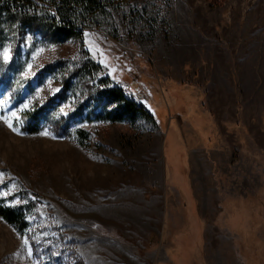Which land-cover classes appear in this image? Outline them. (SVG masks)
<instances>
[{
    "label": "rangeland",
    "instance_id": "rangeland-1",
    "mask_svg": "<svg viewBox=\"0 0 264 264\" xmlns=\"http://www.w3.org/2000/svg\"><path fill=\"white\" fill-rule=\"evenodd\" d=\"M21 32L0 17V208L29 224L0 215V264H43L32 240L56 264H264V0H111L83 47ZM82 50L154 121L64 92Z\"/></svg>",
    "mask_w": 264,
    "mask_h": 264
},
{
    "label": "trees",
    "instance_id": "trees-1",
    "mask_svg": "<svg viewBox=\"0 0 264 264\" xmlns=\"http://www.w3.org/2000/svg\"><path fill=\"white\" fill-rule=\"evenodd\" d=\"M109 5L111 0H0V17L7 19L9 24L19 23L21 33L29 30L55 43L72 39L80 41L83 47L85 29L91 27L96 16L105 13ZM20 42L21 38H18L14 50L18 49ZM82 51L85 58L74 63L71 74L64 80V92L71 88L73 77L89 83L96 80L97 83L91 85L88 92L90 95L99 96V101L104 104L105 109L112 107L110 111H106L107 118L120 121L125 118L134 119L142 114L154 121L153 114L144 108L142 102L137 103L134 97L126 95L110 78L97 79L101 66L89 57L87 51ZM44 110L45 107L23 112L22 120L28 131L36 133L40 130V123L45 118ZM65 121H55L50 127L58 134H65ZM89 137V132L83 128L76 131V141L80 145L86 146ZM0 215L21 234L27 233L29 224L22 211L11 207L0 208ZM31 247L34 255L40 257L43 264H56L55 260H52L53 250L50 245L40 250L36 241L32 240Z\"/></svg>",
    "mask_w": 264,
    "mask_h": 264
},
{
    "label": "snow or ice",
    "instance_id": "snow-or-ice-1",
    "mask_svg": "<svg viewBox=\"0 0 264 264\" xmlns=\"http://www.w3.org/2000/svg\"><path fill=\"white\" fill-rule=\"evenodd\" d=\"M85 35L87 36V33H85ZM0 55L3 56V59L5 61H7L9 59V50L8 48H4L2 53H0ZM0 119H3L5 121L6 124H8V126L12 129V131L17 132L19 134V129L15 128L12 126V124L9 122V120L6 117H0ZM41 135H48L47 132H43L41 133ZM28 241L24 240V244L27 245Z\"/></svg>",
    "mask_w": 264,
    "mask_h": 264
},
{
    "label": "built area",
    "instance_id": "built-area-1",
    "mask_svg": "<svg viewBox=\"0 0 264 264\" xmlns=\"http://www.w3.org/2000/svg\"><path fill=\"white\" fill-rule=\"evenodd\" d=\"M124 91H125L126 95L134 97L133 95L129 94L125 89H124ZM134 99L137 101V103H140L135 97H134Z\"/></svg>",
    "mask_w": 264,
    "mask_h": 264
}]
</instances>
